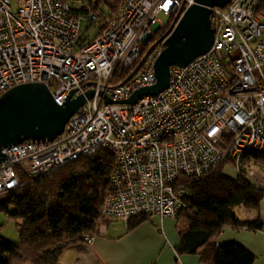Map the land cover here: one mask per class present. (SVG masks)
I'll use <instances>...</instances> for the list:
<instances>
[{
	"label": "built area",
	"instance_id": "obj_1",
	"mask_svg": "<svg viewBox=\"0 0 264 264\" xmlns=\"http://www.w3.org/2000/svg\"><path fill=\"white\" fill-rule=\"evenodd\" d=\"M193 1L118 0L98 17L72 10L68 0H0V93L41 82L61 104L70 90V97L92 90L52 139L1 148L0 192L18 185L20 177L35 178L99 148L113 167L110 189L94 206L98 221L125 225L135 214L175 217L192 195L191 184L226 164L264 194V164L248 153H264L259 0L209 7V48L184 65L168 66L162 90L119 102L154 82L152 63L162 44L151 43L165 23L157 13L173 16ZM142 46L149 47L146 55L123 80ZM92 235L79 240L89 246Z\"/></svg>",
	"mask_w": 264,
	"mask_h": 264
},
{
	"label": "trees",
	"instance_id": "obj_2",
	"mask_svg": "<svg viewBox=\"0 0 264 264\" xmlns=\"http://www.w3.org/2000/svg\"><path fill=\"white\" fill-rule=\"evenodd\" d=\"M68 2L72 10H91L101 17L112 11L118 0ZM256 9H264V0L258 1ZM167 18L154 38L167 27L172 16ZM144 50L145 46H142L134 64ZM118 78L114 74L112 81L116 82ZM248 153L264 161L263 152ZM112 167V157L95 148L35 178L20 177L18 185L0 192V212L11 207L7 214L19 220L16 223L17 242L0 236V264L22 261L57 264L63 247L79 240L81 234L95 230L99 219L94 206L110 189ZM190 189L192 195L186 207L175 216L187 222V229L180 235V245L190 252H197L200 264H253L254 255L247 248L235 242L216 245L212 238L226 224L235 229L257 228V220L238 219L234 208H256L262 193L240 176L225 175L220 168L195 180ZM147 218L146 214L129 216L125 229H131Z\"/></svg>",
	"mask_w": 264,
	"mask_h": 264
},
{
	"label": "water",
	"instance_id": "obj_3",
	"mask_svg": "<svg viewBox=\"0 0 264 264\" xmlns=\"http://www.w3.org/2000/svg\"><path fill=\"white\" fill-rule=\"evenodd\" d=\"M228 0H194L173 14L170 23L151 45L160 41L162 47L155 56L152 68L154 82L139 86L119 102H132L145 94L162 90L168 80V66L184 65L193 57L206 51L212 41L209 7H222ZM149 47L142 53L126 80L140 65ZM122 80V81H123ZM121 81V82H122ZM72 90L61 104L54 102L41 82H22L0 93V160L1 148L25 139H52L62 130L65 120L92 95L88 89L70 97ZM105 100L108 99L105 97Z\"/></svg>",
	"mask_w": 264,
	"mask_h": 264
},
{
	"label": "crops",
	"instance_id": "obj_4",
	"mask_svg": "<svg viewBox=\"0 0 264 264\" xmlns=\"http://www.w3.org/2000/svg\"><path fill=\"white\" fill-rule=\"evenodd\" d=\"M234 212L240 220H257L259 226L223 225L212 242H235L252 252L253 264H264V194L256 208L237 206ZM116 220L98 221L89 246L76 240L63 247L57 264H200L197 252L180 245V235L187 229L185 220L150 216L128 230Z\"/></svg>",
	"mask_w": 264,
	"mask_h": 264
},
{
	"label": "rangeland",
	"instance_id": "obj_5",
	"mask_svg": "<svg viewBox=\"0 0 264 264\" xmlns=\"http://www.w3.org/2000/svg\"><path fill=\"white\" fill-rule=\"evenodd\" d=\"M157 19L161 21H166L168 18L166 15L161 12L157 13ZM264 164V161L258 158ZM222 171L225 175L233 176V169L230 165L226 164L222 167ZM11 210V207H8L6 212H0V236L11 242H17L18 233L16 223L19 221L17 218H14L11 215H8L7 212ZM116 222H119L116 220ZM121 226V225H120ZM18 264H30L26 261H22Z\"/></svg>",
	"mask_w": 264,
	"mask_h": 264
}]
</instances>
